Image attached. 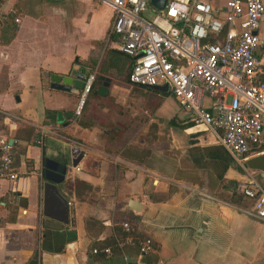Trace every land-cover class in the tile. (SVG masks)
Wrapping results in <instances>:
<instances>
[{
  "label": "crops",
  "instance_id": "crops-1",
  "mask_svg": "<svg viewBox=\"0 0 264 264\" xmlns=\"http://www.w3.org/2000/svg\"><path fill=\"white\" fill-rule=\"evenodd\" d=\"M111 16L98 0H0V137L18 175L0 179V264H264V221L250 215L251 200L228 201L239 182L264 189V142L221 183L213 157L224 149L205 129L206 139L173 143L174 155L146 144L193 126H167L165 99H174L126 81L130 60L106 36ZM257 34L264 57V21ZM89 73L94 84L75 117L79 92L52 87L49 76ZM58 112L71 114L57 120ZM134 123L144 129L137 141ZM45 170L70 208L68 224L42 214Z\"/></svg>",
  "mask_w": 264,
  "mask_h": 264
},
{
  "label": "built area",
  "instance_id": "built-area-1",
  "mask_svg": "<svg viewBox=\"0 0 264 264\" xmlns=\"http://www.w3.org/2000/svg\"><path fill=\"white\" fill-rule=\"evenodd\" d=\"M98 1L111 7L106 36L130 60L129 84L166 85L177 105L191 112L189 121L202 125L240 165L264 142V57L256 55L262 0H225L218 16L213 0H165L161 9L149 0ZM94 80V73L83 76L75 117ZM11 148L0 137V179L15 181ZM234 191L251 200L250 215L264 221V189L248 180L235 184ZM149 250L150 239L138 242L140 253Z\"/></svg>",
  "mask_w": 264,
  "mask_h": 264
},
{
  "label": "water",
  "instance_id": "water-1",
  "mask_svg": "<svg viewBox=\"0 0 264 264\" xmlns=\"http://www.w3.org/2000/svg\"><path fill=\"white\" fill-rule=\"evenodd\" d=\"M150 4L156 8L161 9L164 5L165 0H149ZM83 76L81 74H78L76 77V80H72L69 76H60V75H50L49 80L52 82L50 85L55 88H59L62 90H67L69 85H73L76 89V92H79L82 88ZM98 83L101 85L97 93L100 95L106 94V85L107 80L106 78L102 76H98ZM151 88L166 92L167 86H152ZM70 112H64L60 113L58 112L56 117L57 120H62L63 118H67V115H70ZM75 152V151H73ZM73 165L76 164V162H72ZM61 177V174H59ZM44 182L42 184V190H43V208H42V214L43 216L47 218H51L53 220H56L58 222H61L63 224H68L71 220L69 218V212L70 208L67 204V201L65 198L61 196V194L58 192L56 188L57 180L54 179L52 176L48 174V172L45 170L43 173ZM34 260H31L30 264L33 263Z\"/></svg>",
  "mask_w": 264,
  "mask_h": 264
},
{
  "label": "rangeland",
  "instance_id": "rangeland-1",
  "mask_svg": "<svg viewBox=\"0 0 264 264\" xmlns=\"http://www.w3.org/2000/svg\"><path fill=\"white\" fill-rule=\"evenodd\" d=\"M217 0H213L211 2L212 6H215ZM145 94V93H144ZM151 96H153V94H151ZM170 97V96H168ZM171 98V97H170ZM165 102L169 105L167 106L168 109L172 108L173 110H167L164 113L165 119L168 120L170 118H174L175 121L179 122V120H184V116H191V112L187 111L181 107H179L173 100L171 99H165ZM151 104V111L152 109L157 105L155 102L150 103ZM150 110V107H149ZM156 112V110H155ZM154 112V113H155ZM153 114V113H152ZM182 118V119H181ZM188 119V118H187ZM186 119V120H187ZM151 122V121H150ZM144 123H146V120H144ZM144 124H140L139 127H144ZM135 130V136L138 134V137H135V141L138 140L139 137H141V134L143 133L142 129V133L140 132V129L137 128V125L134 123V129ZM200 129H204V127L202 125H193V127L190 130H184V131H179L173 128H167V134L163 133L160 135L159 140H155L153 142H149L150 140H147L148 145H150L151 148L155 149V150H160V151H164L165 153H169L171 155H174V152H177V148L173 149V143H188L190 141V139L195 138L192 135H197L199 134L201 136V138L206 139L208 138V134L206 131H199ZM152 130V127H151ZM145 141V140H144ZM180 145V144H177Z\"/></svg>",
  "mask_w": 264,
  "mask_h": 264
},
{
  "label": "trees",
  "instance_id": "trees-1",
  "mask_svg": "<svg viewBox=\"0 0 264 264\" xmlns=\"http://www.w3.org/2000/svg\"><path fill=\"white\" fill-rule=\"evenodd\" d=\"M210 40V39H209ZM127 75V74H126ZM93 84L94 82L92 83L91 85V90H92V87H93ZM90 90V91H91ZM90 93V92H89ZM88 93V94H89ZM166 125L167 126H170V127H178L180 129H185V128H188V127H191L193 126L194 124L191 122V121H184V120H179V122L175 121L173 118H170L166 121ZM258 147V148H257ZM255 148H253L251 151L255 150V149H260L261 147L257 146ZM224 153L223 155L220 154L218 155L217 152H215L214 154V157H213V162H214V167H215V172H216V176L219 180V182L221 183V177H222V174L223 172L227 169V167H237L236 166V162L228 155V163L226 162V156H227V153H225L224 150H222ZM164 161H166L167 163L166 164H171L173 163L172 160L168 159V158H163ZM168 169H171L170 167H167V170ZM171 170L169 171H166L167 175H170L168 174ZM173 176V175H172ZM184 178V177H183ZM242 197L241 195H237L234 191H231L230 193V196H229V199L228 201L230 203H233V204H239V202L242 200Z\"/></svg>",
  "mask_w": 264,
  "mask_h": 264
}]
</instances>
